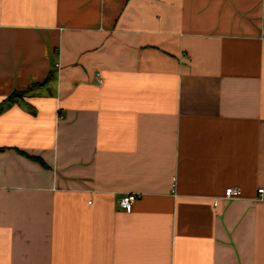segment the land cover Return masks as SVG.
<instances>
[{
    "label": "crops",
    "instance_id": "0c3cea01",
    "mask_svg": "<svg viewBox=\"0 0 264 264\" xmlns=\"http://www.w3.org/2000/svg\"><path fill=\"white\" fill-rule=\"evenodd\" d=\"M14 93L0 264H264V0H0Z\"/></svg>",
    "mask_w": 264,
    "mask_h": 264
},
{
    "label": "built area",
    "instance_id": "2783aa9c",
    "mask_svg": "<svg viewBox=\"0 0 264 264\" xmlns=\"http://www.w3.org/2000/svg\"><path fill=\"white\" fill-rule=\"evenodd\" d=\"M240 193V189L228 188L225 191L224 198L226 200L236 199L240 196ZM257 198L261 201H264V189H259L257 191ZM137 199H139V195L129 194L119 198L117 204L120 209L129 211L132 208L134 202L137 201Z\"/></svg>",
    "mask_w": 264,
    "mask_h": 264
},
{
    "label": "trees",
    "instance_id": "16d2710c",
    "mask_svg": "<svg viewBox=\"0 0 264 264\" xmlns=\"http://www.w3.org/2000/svg\"><path fill=\"white\" fill-rule=\"evenodd\" d=\"M20 96L18 93H14L12 96H10L7 100H5L1 105H0V110H2L3 107H8V105L17 102L20 100Z\"/></svg>",
    "mask_w": 264,
    "mask_h": 264
}]
</instances>
